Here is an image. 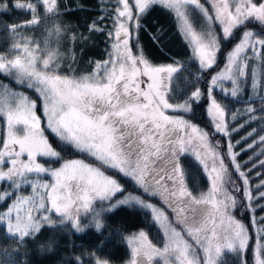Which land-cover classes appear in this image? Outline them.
Listing matches in <instances>:
<instances>
[{
	"label": "snow or ice",
	"instance_id": "6c2138e0",
	"mask_svg": "<svg viewBox=\"0 0 264 264\" xmlns=\"http://www.w3.org/2000/svg\"><path fill=\"white\" fill-rule=\"evenodd\" d=\"M101 2L108 10L98 18L99 24L92 22L89 30L105 32L111 40L110 50L107 59L94 62L90 74L77 78L59 74L60 53L50 50L48 38L41 47L19 31L41 23L38 4L43 5V19H47V14L54 15L57 0H15L14 8L29 12L31 19L7 26L13 42L8 53H0V74L35 90L46 124L41 127L36 100L0 82V118L5 124L0 147V182L10 183V190L0 192V202L16 193L7 211L0 212V223L6 225L7 234L21 241L25 237L34 238L45 224L54 225L53 214L60 217V223L70 222L79 232L83 231L80 223L83 209L93 214L92 220L99 229L100 211L92 207L93 201H111L115 193L121 191L116 179L82 159L64 160L58 168L45 167L38 162V157L62 159L61 152L45 135V130L49 129L63 144L86 153L102 166L131 177L150 195L161 196L176 214L177 223L184 225L187 234L204 252L202 261L163 212L140 197L128 196L117 204L134 201L150 209L164 233L162 249L155 247L144 232L130 237V264H152L155 257L161 258L164 264H216V258L225 248L244 257L252 238L249 228L236 220L230 210L239 203L255 213L253 201L259 204L264 200V179L253 188L249 173L257 166L256 162L249 157L241 164L238 157L241 152L257 146H261L257 155L264 156V135L246 148L235 151L241 141L233 144L232 133L245 125L229 129L227 105L213 95V90L219 88L224 96L231 98L244 92L250 61L264 64V35L244 30L239 43L227 53L224 68L211 76L207 89L210 100L207 114L214 133H209L175 114L192 112L193 104L199 102L205 93L195 86L182 103H170L173 99L170 96L171 83L179 67L151 63L141 47L139 32L144 27L141 20L150 7L163 5L175 14L181 34L192 47L193 58L199 62L200 69L208 70L216 64L220 51L215 25L221 27L224 39L230 38L234 30L249 20L264 26V2L207 0L211 11L201 0ZM8 8L6 0H0V11ZM193 10L203 17L199 31L194 29L190 19ZM105 19L111 21V27L100 26ZM55 32L58 35L60 29L57 27ZM153 40L158 42L155 36ZM225 81L231 83L230 88L225 87ZM251 88L258 96L264 91V76L257 71L256 64L251 67ZM260 104V111L264 112V96L260 97ZM169 109L173 115L166 114ZM246 112L248 122L256 119L253 115L255 108L249 106ZM236 119L237 114H232L231 121ZM254 133L255 129L242 139L247 140ZM213 134L228 138L226 151H222L219 141L211 142ZM189 153L203 166L210 181L206 193L194 195L187 187V172L181 161ZM249 161H252L251 168H247ZM229 166L238 174L235 179ZM259 166L264 168V159L259 160ZM245 168L247 171L243 170ZM41 174H48L52 181L45 182ZM25 185L31 186V195L20 193ZM233 193L238 194L239 200ZM114 207L116 204H109L103 210ZM260 208L264 210V205ZM188 210L192 213L190 217L184 215ZM252 223H258L254 215ZM259 224L264 225V217L260 218ZM252 251L254 264H264V227L258 228ZM97 264H107V261H97ZM242 264H248L247 260L243 258Z\"/></svg>",
	"mask_w": 264,
	"mask_h": 264
},
{
	"label": "trees",
	"instance_id": "16d2710c",
	"mask_svg": "<svg viewBox=\"0 0 264 264\" xmlns=\"http://www.w3.org/2000/svg\"><path fill=\"white\" fill-rule=\"evenodd\" d=\"M6 2L9 5L8 10L0 11V53H8L12 46L13 36L9 33L7 26L31 19L29 12L14 8L15 0H6ZM33 2H36V0H33ZM201 2L205 3V6L211 11V5L207 0H201ZM257 2H264V0H257ZM57 6V12L54 15L47 14V19H43L45 17L44 8L42 4H38L37 14L42 18L41 23L19 30L21 35L38 43L41 47L44 46L45 39H49L50 50L60 53L58 57L60 75L76 77L93 71L94 62L107 59L111 40L105 32H91L89 28L93 21H97L99 24L98 18L105 15L108 9L101 0H57ZM190 19L193 27L199 30L203 23L201 14L193 10ZM141 23L144 27L139 32V38L146 58L154 65L175 64L179 67V71L174 74L171 83L172 91L170 96L173 99H170V103L183 101L194 90L195 86H199L204 92L210 74L218 69L222 62L223 52L238 39L244 29L249 28L258 35H264V26L255 20H249L240 28L234 30L233 35L228 39H222L223 34L218 27L219 25H215L216 32L219 34L220 51L216 56V64L211 69L202 70L199 67V62L193 58L192 47L181 34L178 21L171 10L163 5H153L144 14ZM100 26L111 27V21L105 19ZM57 27L60 29L58 35L55 32ZM50 31L52 32L51 36H49ZM154 36L158 38V42H154ZM133 51L135 53L134 45ZM253 64L257 65V71L264 76V64H260L259 61H250L244 92L237 98L224 96L219 88L213 90V95L227 105L226 120L229 121V129L237 128L241 124L245 125L238 132L232 133L231 140L233 144L236 141H241L236 146L235 151L246 148L248 144L257 140L260 135H264V112L260 111V97L264 96V91H261L259 96L252 91L251 67ZM0 82L9 85L13 91L23 92L33 100H36L38 112L41 113L40 100L35 90L16 84L12 77H7L3 74H0ZM224 83L228 84L227 81ZM249 97H252V99L250 100ZM203 105L204 96L199 102L193 104L192 112L184 113V116L209 133H214V129L204 115ZM249 106L256 109L253 114L256 119L251 120V122H248L249 114L246 112ZM234 113L237 114V119L231 121V115ZM4 127V122L0 118V140ZM41 127H45L43 121ZM253 129H255L253 136L248 137L247 140L242 139ZM45 135L53 147L61 152L62 159L38 157L39 162L52 166L66 158H81L100 167L105 174L116 179L121 186V191L115 193L111 201L96 200L92 204L93 208L100 211L99 220L101 227L99 229L95 227L91 212V214L80 218L84 229L79 232L72 228L70 222L60 223V217L53 215L54 225L45 224L34 238L25 237L21 241L17 237L6 234L0 223V262L10 260L13 264H97V261L103 260L110 264H121L129 257L125 242L127 234L142 231L152 243L157 245L161 243L159 228L147 209L134 202L128 204L113 202L124 191L140 192L131 177L125 176L118 170L102 166L86 153L78 152L71 145L63 144L49 129L45 130ZM210 140L213 144L219 141L223 146L222 151H226L227 137L221 134H213L210 136ZM260 150L261 146H257L254 149L241 152L238 157L241 164L248 161L249 157H253L256 162L257 166L252 168L251 173H249L253 188L264 179V168L259 166V160L264 159V156L257 155ZM181 163L183 169L187 172L186 184L188 189L194 195L204 192L208 186V179L199 162L189 153L182 157ZM251 167L252 161H249L247 168ZM247 168L243 170L247 171ZM229 170L235 179L238 174L235 173L231 166H229ZM6 183V186L0 187L10 190V188H6L7 186L10 187V183ZM20 191H22V188ZM229 191H232V189L229 188ZM146 194L142 192L141 195L146 197ZM233 194L237 195L239 200L238 194ZM153 199L158 202L155 196H153ZM6 201L0 202V209ZM109 204H116V207L110 210H103ZM260 205H264V200H260L259 204L253 201L255 213L241 207L239 203L236 208L230 210L235 218L241 220L249 228V235L252 238L249 243L250 248L254 245V238L258 228L264 227V225L259 224L260 218L264 217V210H261ZM171 212L174 213L172 209ZM191 215L192 213L189 211L186 216L190 217ZM253 215L258 222L257 224L252 223ZM248 250L244 257L234 251H223L218 257L217 264H242L243 258L247 260L248 264H251Z\"/></svg>",
	"mask_w": 264,
	"mask_h": 264
},
{
	"label": "rangeland",
	"instance_id": "374dc122",
	"mask_svg": "<svg viewBox=\"0 0 264 264\" xmlns=\"http://www.w3.org/2000/svg\"><path fill=\"white\" fill-rule=\"evenodd\" d=\"M219 28H220V31H221V27L220 26H218ZM195 29V28H194ZM197 30V29H196ZM244 30H250L249 28H246V29H244ZM243 30V31H244ZM197 31H199V30H197ZM243 31L241 32V34H240V36L238 37V39L235 41V42H233L232 43V45L226 50V51H224L223 52V54H222V62H221V64L219 65V68L218 69H216V70H214L211 74H210V77L208 78V80H207V84H206V89L204 90V93H205V95H204V105H203V109H204V115H205V117H206V119L208 120V122L211 124V127L213 128V126H212V123H211V119H210V117L208 116V114H207V108L209 107V104H210V100H209V98L207 97V89H208V87H209V84H210V79H211V76L212 75H214V74H216L217 72H219L220 70H222L223 68H224V66H225V64H226V57H227V53L228 52H230L233 48H234V46L237 44V43H239V41H240V39H241V37H242V33H243ZM221 33H222V31H221ZM222 39H224L223 38V35H222ZM155 66H159V65H155ZM92 71H90L89 73H86V74H84V75H88V74H90ZM80 76H83V75H80ZM80 76H76L77 78H79ZM226 82V81H225ZM228 82V84L227 83H224V85H225V87H228V88H230L231 87V83L229 82V81H227ZM217 89V88H216ZM190 95V94H189ZM181 103L183 102V101H180ZM42 109V108H41ZM166 114H168V115H173L174 113L172 112V110H167L166 111ZM175 114H179V115H182L184 118H185V116H184V113L183 112H181V113H175ZM37 115H39V116H41V120L43 121V124H44V126H45V124H46V122H45V120H44V117H43V114H42V110H41V113H39L38 111H37ZM185 119H187V118H185ZM2 121L4 122V120H3V118H2ZM190 121V120H189ZM4 126H5V124H4ZM199 127V126H198ZM202 128V127H201ZM51 131V130H50ZM3 133H4V131H3ZM2 142H3V134H2V136H1V140H0V147H2ZM24 159H26V157H24ZM71 159H81V158H77V157H71V158H66V159H63V160H60V161H58L55 165H52V166H50V167H53V168H58V167H60L61 166V164L63 163V161L64 160H71ZM83 160V159H82ZM85 161V160H84ZM39 162V161H38ZM86 163H89V162H87V161H85ZM41 163V162H40ZM43 164V163H42ZM89 164H92V163H89ZM45 165V164H44ZM92 165H94V164H92ZM94 166H96V165H94ZM202 166V165H201ZM45 167H49V166H47V165H45ZM98 167V166H97ZM202 168H203V166H202ZM42 176H43V180L45 181V182H51L52 181V178L48 175V174H41ZM107 175V174H106ZM34 178V177H33ZM135 182V181H134ZM6 182H0V186L2 187V186H6ZM135 184H137L136 182H135ZM137 186H138V188H139V190H140V192H135V191H124V192H122L120 195H118L116 198H115V200L113 201L114 203H116V202H118V201H120V200H122V199H124L125 197H128V196H137V197H140L142 200H144V201H146L147 203H149V204H152L159 212H163L164 213V215L165 216H167L168 217V222L169 223H171L172 224V226L173 227H175L176 229H177V231H180L181 232V234H182V236H184V238H185V240H187L188 241V243H190L191 245H192V247L195 249V251H196V253H197V255H198V257L203 261V258H204V252H203V249L196 243V241H195V239H193L191 236H189L188 234H187V231L185 230V227H184V225L183 224H181V223H177V217H176V215L174 214V213H172L171 212V209L172 208H170L169 207V205L167 204V203H165L164 202V199L161 197V196H159V195H155V198L158 200V202L157 201H155L154 199H153V196L154 195H150L149 193H147V192H145L144 191V189L143 188H141L138 184H137ZM0 187V192H3V191H5V189H2ZM121 187V186H120ZM6 188H10L9 186H7ZM209 189H210V181L208 180V186H207V189L204 191L205 193L206 192H208L209 191ZM142 192H144L147 196L145 197V196H142L141 194H142ZM20 193L21 194H23V195H31V186L30 185H25V186H23L22 187V191H20ZM15 196H16V193H14L13 194V196L12 197H10V198H7L6 200V203L3 205V207L0 209V212H3V211H7V208L8 207H10L11 206V204H12V202H13V200L15 199ZM97 200H99V199H97ZM96 200H94L93 201V203L95 202ZM132 202H134V201H132ZM135 203V202H134ZM141 206V205H140ZM145 209H147V208H145ZM148 210V212H149V214L151 215V217L154 219V214H153V212L150 210V209H147ZM190 210H188V211H186L185 213H184V215H187V213L189 212ZM87 214H91L90 213V211L89 212H85L83 209H81V213H80V218L82 217V216H85V215H87ZM35 215H37V216H39L40 214L39 213H35ZM53 215H55V214H53ZM58 216V215H57ZM233 216V215H232ZM234 217V216H233ZM235 218V217H234ZM236 220H238L237 218H235ZM238 221H240L241 223H243L241 220H238ZM154 222L156 223V225H157V227L159 228V231H160V234H161V243L159 244V245H157V244H154V243H152L155 247H157V248H163V245H164V233H163V230H162V228L160 227V224L154 219ZM80 223H81V225H83L82 224V222L80 221ZM217 223H219V221L217 220ZM2 224V226H3V231L7 234V230H6V225L5 224H3V223H1ZM244 224V223H243ZM246 226V225H245ZM224 226L222 225L221 226V228H223ZM140 232H142V231H136V232H132V233H130V234H127L126 236H125V242H126V244H127V248H128V251H129V257H128V259L125 261V262H123V263H121V264H130V261H131V259H132V252H131V245L129 244V238L130 237H133V236H138V234L140 233ZM210 234V233H209ZM9 235V234H8ZM149 240V239H148ZM254 246V245H253ZM253 246L250 248L249 247V260H250V263L251 264H254V258H253V251H252V248H253ZM228 249H222V251H221V253L223 252V251H227ZM230 251V250H229ZM220 253V254H221ZM241 255V254H240ZM220 256V255H219ZM7 258V257H6ZM217 260H218V257L216 258V264H217ZM100 261H103V260H100ZM0 264H13V262L12 261H10V260H5V261H1L0 262ZM107 264H110V263H108L107 262ZM152 264H164V262H163V260L161 259V258H159V257H155L154 259H153V261H152Z\"/></svg>",
	"mask_w": 264,
	"mask_h": 264
},
{
	"label": "clouds",
	"instance_id": "9594fccd",
	"mask_svg": "<svg viewBox=\"0 0 264 264\" xmlns=\"http://www.w3.org/2000/svg\"><path fill=\"white\" fill-rule=\"evenodd\" d=\"M81 227L84 229V226L83 225H81Z\"/></svg>",
	"mask_w": 264,
	"mask_h": 264
}]
</instances>
